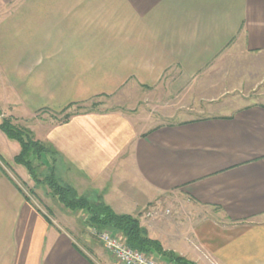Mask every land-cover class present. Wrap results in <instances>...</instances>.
I'll return each mask as SVG.
<instances>
[{"label":"crops","instance_id":"crops-1","mask_svg":"<svg viewBox=\"0 0 264 264\" xmlns=\"http://www.w3.org/2000/svg\"><path fill=\"white\" fill-rule=\"evenodd\" d=\"M261 56L264 0H0V122L28 120L58 180L137 216L164 251L195 264H264L262 64L244 74L236 64ZM165 77L167 91L192 88L191 106L172 93L188 104L178 119L148 125L100 106L47 115ZM0 139L13 140L1 129ZM4 146L0 264H118L25 189L19 143L9 158Z\"/></svg>","mask_w":264,"mask_h":264},{"label":"rangeland","instance_id":"rangeland-1","mask_svg":"<svg viewBox=\"0 0 264 264\" xmlns=\"http://www.w3.org/2000/svg\"><path fill=\"white\" fill-rule=\"evenodd\" d=\"M259 62L260 64H262L261 71L255 72L254 70V74L261 76L262 80H264V69H263L264 68V56H261L259 58H252V57H247L245 59L240 58L236 64L238 67H241L240 70L244 74V71H246L250 67V64L259 63ZM241 72L239 71V73L242 75ZM165 79L166 77L164 78L162 83H160V85L155 86V87L154 86L149 87V88H145L139 84H136L135 82H129L123 87H121L118 91H116V93L112 94L111 96L94 98L88 101L85 105L75 104L69 107L65 106L63 109H61V111L47 112V115H49L52 119L55 118L56 121H59V120L64 119L66 114H71V112L74 110H79L82 108H86V109L96 108L97 106H100L101 108H116V107L121 108L125 112H128V113L130 112V114H132L133 117L144 118V121L148 123V125L155 124V123L157 124L159 122H166V120H173V117L178 119L184 115L183 111H180V109H178L179 106L186 107L188 104L191 103V101H189L188 99L192 100V98H189L190 96L187 97V95L190 93L192 88L187 86L185 89L181 90L178 87L173 86L167 91ZM258 87L260 88L261 86H258ZM177 90H181V94H182L181 97H183L182 99H185L187 103L189 102L187 105L178 104L179 96H177L176 98H173L172 93H174V91H177ZM244 90L236 89L232 91L230 95H241L242 96L243 94H248V95L255 94L253 93L254 91H246L248 89H244ZM98 99L99 101H97ZM188 106H191V104ZM11 121L12 123H14L13 119H11ZM28 122L29 121L26 120L27 125H28ZM32 123L33 122L31 121L30 124ZM14 124L18 127L29 130L34 140L42 142L40 139H37L36 136L34 135L33 126H27V125L25 126L23 122L14 123ZM9 141H12V142H8L9 146L6 148L4 146L5 142H2V139H0V142H1L0 145L4 146L3 155L5 158H9L10 156L9 154L11 150H14V149L17 150V147H18V142L16 140H9ZM42 143H45V142H42ZM51 158H52L51 154L48 152H42V154L40 155V159H41L40 161H42L43 163L44 161H46L45 164H41L38 160L32 158L34 160L32 164H33L34 176L36 177L35 178L36 180L37 179L43 180L46 174L47 175L49 174L50 167H51V163H50L51 161H49V159ZM20 166L27 173V170L22 165ZM29 177L30 175L28 174V179H26L28 183L24 187L26 190L35 192V194L38 195L40 203H42L44 207L47 208L49 206L53 210L57 211L61 215L60 217L64 218L66 221H68L71 224V226H73L74 232H76L74 234L78 233V229H82L85 235L93 238L96 241H99V239L93 233L90 232V230H92L94 227L88 226V222H87V218L85 214H83L81 211H71L69 209L67 210L60 203V201L57 200L56 195L51 192V189L47 186L46 183L44 182L39 183L38 180L35 181L31 177L30 178ZM31 188H33L34 191ZM150 212H152L153 214L155 213L154 215L157 214L156 211H150ZM163 214H165L166 216H158L159 220H163L166 217V221H167L171 214V211L169 210V212L166 213L165 210H163ZM148 216L152 217L151 215H148ZM113 232L116 233L115 231ZM165 264H168V263L166 262Z\"/></svg>","mask_w":264,"mask_h":264},{"label":"trees","instance_id":"trees-1","mask_svg":"<svg viewBox=\"0 0 264 264\" xmlns=\"http://www.w3.org/2000/svg\"><path fill=\"white\" fill-rule=\"evenodd\" d=\"M69 106H71V103L66 107ZM69 115L66 114L65 118ZM0 129L8 138L19 143L20 149L14 156V160L27 170L33 180L37 181L38 179L36 180L34 176L32 164L34 160L32 158L38 160L41 164H45L46 161L44 163L40 161V155L42 152L53 154L52 149L47 144L34 140L29 130L16 126L12 123L11 118H3L0 122ZM38 182L46 183L64 208L71 211H81L85 214L88 226H92L97 230L115 231L124 243L132 249L151 254L158 260L161 259L160 257L167 259L169 264H195L182 256L164 251L160 241L147 234L137 216L116 213L109 205L100 200L77 194L71 186L62 183L55 177L52 165L49 174H46L43 180H38Z\"/></svg>","mask_w":264,"mask_h":264},{"label":"built area","instance_id":"built-area-1","mask_svg":"<svg viewBox=\"0 0 264 264\" xmlns=\"http://www.w3.org/2000/svg\"><path fill=\"white\" fill-rule=\"evenodd\" d=\"M165 212L168 213L169 210L166 209ZM154 214L152 212L146 213L147 216H152ZM90 232L99 239L105 250L118 264H165L151 254L143 253L127 246L122 239L111 230H97L93 228Z\"/></svg>","mask_w":264,"mask_h":264}]
</instances>
